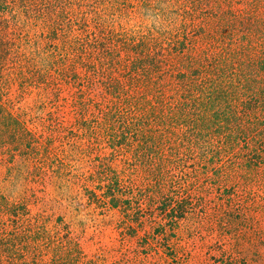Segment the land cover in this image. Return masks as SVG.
Instances as JSON below:
<instances>
[{"label": "trees", "instance_id": "16d2710c", "mask_svg": "<svg viewBox=\"0 0 264 264\" xmlns=\"http://www.w3.org/2000/svg\"><path fill=\"white\" fill-rule=\"evenodd\" d=\"M170 1L176 15L166 30L98 27L97 33L89 32L87 14L99 18L130 0H0V153L12 158L21 150L45 162L46 146L38 150L7 99L30 87L65 97L70 86V97H80L77 124L90 146L103 144L105 133L113 156L126 157L148 184L164 187L171 169L197 176L184 171L185 161L200 155L207 164L211 154L264 192V0ZM26 27L43 30L38 41L30 38L31 54ZM204 146L208 151L198 154ZM120 185L111 187L116 192ZM120 202L125 212L132 207ZM259 212L256 236L263 243L264 207ZM82 258L69 234L46 230L26 201L0 194V264H81Z\"/></svg>", "mask_w": 264, "mask_h": 264}, {"label": "rangeland", "instance_id": "374dc122", "mask_svg": "<svg viewBox=\"0 0 264 264\" xmlns=\"http://www.w3.org/2000/svg\"><path fill=\"white\" fill-rule=\"evenodd\" d=\"M172 10L170 0L146 5L130 0L99 18L89 13L86 22L89 32L97 33L98 27L119 33L163 31L171 27ZM25 30L31 54L30 38L39 40L35 35L43 30ZM70 90L65 86V97H46L30 87L22 97L18 92L8 97L12 113L37 138L38 150L46 146L49 153L46 163L21 150L13 151L12 158L0 153V194L12 202L26 201L46 230L69 234L83 257L81 264H264V242L256 236L264 207L258 185L240 181L237 167L228 159L213 160L211 154L207 164L200 155L185 161L184 171L197 176L181 177L171 169L164 187L148 184L139 168L128 167L126 157L113 156L105 133L103 144L90 146L86 130L77 124L74 102L80 97H70ZM204 151L205 146L197 149L198 154ZM119 182L122 191L114 192L111 186ZM121 200L132 207L125 212Z\"/></svg>", "mask_w": 264, "mask_h": 264}]
</instances>
